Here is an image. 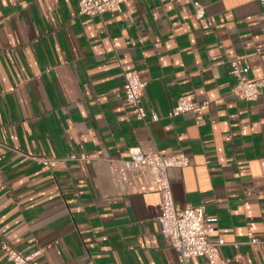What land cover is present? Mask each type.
<instances>
[{
  "label": "crops",
  "instance_id": "obj_1",
  "mask_svg": "<svg viewBox=\"0 0 264 264\" xmlns=\"http://www.w3.org/2000/svg\"><path fill=\"white\" fill-rule=\"evenodd\" d=\"M199 1L203 23L189 0L92 16L79 0H0V264H11L2 243L39 253L37 264H180L160 234V196L120 178L133 147L184 154L189 165L168 170L175 207L206 208L222 258L264 264V245L244 244L264 241V88L244 101L229 74L239 56L249 81H264V5ZM129 71L159 121L135 120L121 92ZM179 98L210 106L168 118Z\"/></svg>",
  "mask_w": 264,
  "mask_h": 264
},
{
  "label": "built area",
  "instance_id": "obj_2",
  "mask_svg": "<svg viewBox=\"0 0 264 264\" xmlns=\"http://www.w3.org/2000/svg\"><path fill=\"white\" fill-rule=\"evenodd\" d=\"M128 0H79L78 15L92 16L105 13L119 12L122 4ZM194 17L200 23L204 22L205 9L199 0H189ZM264 5V0H261ZM229 74L235 83L230 89V95L244 101H255L264 88V81L251 82L248 79L249 66L243 57H235L230 63ZM124 84L122 95L124 101L131 107L134 118L139 122H157L159 116L147 114L141 100L145 83L134 71L123 74ZM210 102H194L189 99L179 98L167 114L168 118H174L183 114H196L209 109ZM0 146H3L0 141ZM45 169L50 167L47 159H38ZM80 160H85L84 157ZM189 165V160L184 154L172 157H161L158 153H149L139 147H133L128 151V158L118 165V172L122 181L128 187L135 188L137 192H154L160 196L161 214L158 218L160 234L168 241L170 247L176 252L178 262L186 264L188 259H204L203 264H234L242 260L241 254L231 258H222L219 250L226 243L219 239L210 242L208 239L209 228L215 220L205 217L204 206L185 207L177 209L174 204L171 186L168 178V170L171 168H183ZM251 246L264 245V241L256 239L248 234V241L244 243ZM240 243L233 244L238 247ZM7 261L11 264H37L36 257L39 253L23 256L6 243L1 244ZM88 264H94L88 262Z\"/></svg>",
  "mask_w": 264,
  "mask_h": 264
}]
</instances>
